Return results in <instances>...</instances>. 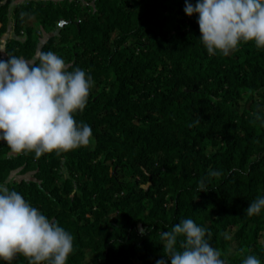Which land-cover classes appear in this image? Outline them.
<instances>
[{
	"label": "trees",
	"instance_id": "16d2710c",
	"mask_svg": "<svg viewBox=\"0 0 264 264\" xmlns=\"http://www.w3.org/2000/svg\"><path fill=\"white\" fill-rule=\"evenodd\" d=\"M184 6L0 0L7 53L51 51L94 81L74 116L92 129L88 147L36 158L0 142V183L73 235L67 264H156L159 233L185 218L210 231L227 264H264V210L245 211L264 196V49L209 55ZM210 170L220 175L208 180Z\"/></svg>",
	"mask_w": 264,
	"mask_h": 264
},
{
	"label": "clouds",
	"instance_id": "9594fccd",
	"mask_svg": "<svg viewBox=\"0 0 264 264\" xmlns=\"http://www.w3.org/2000/svg\"><path fill=\"white\" fill-rule=\"evenodd\" d=\"M184 13L197 16L199 41L207 53L228 56L241 44L264 49V0H184ZM0 142L12 153L57 156L93 143L91 127L74 118L87 104L94 81L85 70L57 54L38 51L31 60L0 48ZM255 115V114H253ZM256 120L260 117L255 116ZM199 123V118L195 121ZM264 126V122H262ZM219 171L208 172L207 179ZM207 192L206 179L198 184ZM264 210L257 196L245 210L248 216ZM145 235L143 228L139 229ZM211 233L191 218L159 233L163 252L156 264H227L209 243ZM73 235L32 206L17 191L0 183V261L11 264L22 255L28 264H67L74 251ZM242 264H261L247 255Z\"/></svg>",
	"mask_w": 264,
	"mask_h": 264
},
{
	"label": "rangeland",
	"instance_id": "374dc122",
	"mask_svg": "<svg viewBox=\"0 0 264 264\" xmlns=\"http://www.w3.org/2000/svg\"><path fill=\"white\" fill-rule=\"evenodd\" d=\"M6 37L7 35H4L2 38H1V46L0 48L3 49V45L5 43V40H6ZM47 39V35H43V38H42V41H45ZM5 57L4 53H0V59H3ZM21 178L19 175H17V172H13L10 176V179H19Z\"/></svg>",
	"mask_w": 264,
	"mask_h": 264
},
{
	"label": "water",
	"instance_id": "95a60500",
	"mask_svg": "<svg viewBox=\"0 0 264 264\" xmlns=\"http://www.w3.org/2000/svg\"><path fill=\"white\" fill-rule=\"evenodd\" d=\"M68 23H69V21H67V22L61 21L59 24V27H63L64 24H68Z\"/></svg>",
	"mask_w": 264,
	"mask_h": 264
}]
</instances>
